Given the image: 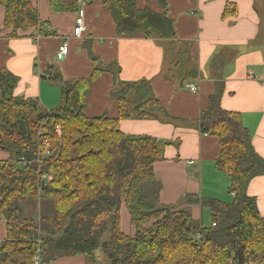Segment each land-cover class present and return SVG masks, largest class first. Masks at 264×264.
Listing matches in <instances>:
<instances>
[{
  "label": "trees",
  "instance_id": "1",
  "mask_svg": "<svg viewBox=\"0 0 264 264\" xmlns=\"http://www.w3.org/2000/svg\"><path fill=\"white\" fill-rule=\"evenodd\" d=\"M82 1L93 0H51L50 4L53 11L68 12L77 11ZM102 1L111 9L119 35L175 38L174 21L166 12L139 8L136 0ZM159 2L167 7V0ZM0 5L5 7L4 28L11 29L10 37L30 28L39 35L54 34L30 0H0ZM235 12L236 4L228 1L223 15ZM90 54L93 74L64 84L61 104L51 110L38 99L14 95L18 77L0 70V150L16 159L0 160V213L7 228L0 264L13 262L15 254L24 257L21 264H34L39 248L43 264L78 254H88L99 264L94 252L100 247L110 264H218L231 256L237 263L240 248L246 264L258 258L264 261V216L256 198L247 192L250 181L264 174V158L241 114L221 105L225 57L217 54L210 63L215 87L199 117V128L219 138L216 167L228 174L233 199L190 197L211 208L212 224L202 227L189 212L160 200L162 183L154 165L164 158L168 142L120 129L123 119H152L162 110L147 80H117L111 92L119 105L116 117L86 115L89 86L105 69ZM187 54L188 49L180 50L175 57L176 74L196 78L200 70L187 66ZM115 71L118 74L119 68ZM57 125L60 134L54 132ZM42 137L51 141L52 151L37 159ZM33 203L39 207L36 217L27 209ZM122 204L131 215L134 235L121 228ZM107 230L109 236L102 240ZM252 242H258L257 248L250 247Z\"/></svg>",
  "mask_w": 264,
  "mask_h": 264
},
{
  "label": "crops",
  "instance_id": "2",
  "mask_svg": "<svg viewBox=\"0 0 264 264\" xmlns=\"http://www.w3.org/2000/svg\"><path fill=\"white\" fill-rule=\"evenodd\" d=\"M30 1L54 34L39 35L30 28L10 37L11 29L4 28L5 7L0 5V70L8 69L18 77L14 95L38 99L47 110L57 108L64 84L93 74L91 51L98 58V66L105 69L89 86L87 116L116 117L119 105L111 92L117 80H147L162 110L152 119H123L120 129L168 142L164 158L154 165L162 183L160 200L189 212L202 227L210 226L211 208L189 198L233 199V194L231 199L227 195L228 174L216 167L221 151L219 138L199 128V117L215 87L210 63L217 54L225 57L220 71L225 82L221 105L241 114L256 151L264 158V0H167L165 8L159 0H136L139 8L166 12L173 19L174 39L151 38L143 33L119 35L112 11L102 0L82 1L77 11L68 12L53 11L51 0ZM228 1L236 4V12L224 16ZM78 15L87 25L81 37L74 35ZM64 41L68 42L67 55L59 60L57 50ZM185 49L187 66L196 65L200 70L196 78L183 79L176 74L173 61ZM51 76L56 78L52 80ZM187 84L195 85L196 90H190ZM0 160L11 161V153L0 150ZM247 192L256 198L264 216V174L250 181ZM124 221H128L125 226ZM121 228L129 235L136 232L125 204L121 207ZM6 236L0 213V246ZM81 260L86 258L78 254L60 257L53 264H90Z\"/></svg>",
  "mask_w": 264,
  "mask_h": 264
},
{
  "label": "built area",
  "instance_id": "3",
  "mask_svg": "<svg viewBox=\"0 0 264 264\" xmlns=\"http://www.w3.org/2000/svg\"><path fill=\"white\" fill-rule=\"evenodd\" d=\"M87 29V25L85 23V20L83 18L82 15H78L75 21V26H74V35L77 37H81L83 35V33L86 31ZM67 50H68V42L64 41L62 42L57 50V58L59 60H63L66 55H67ZM187 88H189L192 91L196 90V86L193 84H187ZM54 132L57 134H60L61 132V127L59 125H57L54 129ZM44 131L40 130L39 131V135L43 134ZM52 151V143L51 141L46 138V137H42L41 140V150H39L38 152V158L47 156L51 153ZM20 159L25 162V157L21 156ZM46 178L45 176L43 177V179ZM213 225H215V223H213ZM41 248L38 249L37 253L34 256V264H42V256H41ZM246 264V263H245ZM250 264H255L254 262H251Z\"/></svg>",
  "mask_w": 264,
  "mask_h": 264
},
{
  "label": "rangeland",
  "instance_id": "4",
  "mask_svg": "<svg viewBox=\"0 0 264 264\" xmlns=\"http://www.w3.org/2000/svg\"><path fill=\"white\" fill-rule=\"evenodd\" d=\"M14 161H16V159L14 158V156H12V160L10 162L13 163ZM227 195H229V198L230 199L232 198V194L230 193V191L229 192L227 191ZM27 209H28V212L30 213V215H32L33 217H36L37 214L39 213V207H38V204H36V203H33L32 205H29ZM127 223H128V221H124V226ZM108 236H109V231L107 230L105 232L102 240H106L108 238ZM257 246H258V242H252L250 244V247L253 248V249L257 248ZM94 253H95L96 259H98V261H99V264H110L109 259L107 258L106 254L103 252V250H102L101 247L100 248H97ZM81 256L84 257V258H86V260H81L82 263H90L91 264V262L89 261V259H91V261H93L92 258H91V256L88 255V254H81ZM87 257H89V259ZM23 258L24 257L21 254H19V255L18 254H15L14 255V261L11 262V263H7V264H21L23 262V260H24ZM75 261H78V260H75ZM33 263H34V258H33ZM46 264H53V262L46 263ZM218 264H238V262L235 263L234 257L231 256V257H229V259H227L225 261L222 260L221 263H218ZM255 264H264V261H261V259L258 258L256 260Z\"/></svg>",
  "mask_w": 264,
  "mask_h": 264
},
{
  "label": "water",
  "instance_id": "5",
  "mask_svg": "<svg viewBox=\"0 0 264 264\" xmlns=\"http://www.w3.org/2000/svg\"><path fill=\"white\" fill-rule=\"evenodd\" d=\"M238 264H245V259L242 254V248L238 251Z\"/></svg>",
  "mask_w": 264,
  "mask_h": 264
}]
</instances>
